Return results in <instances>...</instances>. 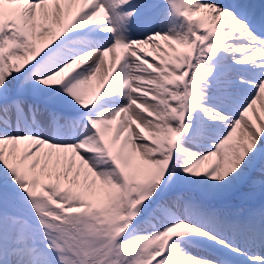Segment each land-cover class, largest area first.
<instances>
[{
    "label": "bare ground",
    "instance_id": "6f19581e",
    "mask_svg": "<svg viewBox=\"0 0 264 264\" xmlns=\"http://www.w3.org/2000/svg\"><path fill=\"white\" fill-rule=\"evenodd\" d=\"M81 1L84 2L85 0H34V1L27 0L23 2L15 0L12 4L10 3L9 0H0V13H1V9L5 5L8 4L7 10L10 11V14H14L19 20L23 22L26 33L32 39V42L26 43L24 41V42L19 43L22 46V49L20 50V52L23 56V61L21 62L18 59L19 64L16 63V65L13 67H20V71H21L26 66H28L39 55V53L42 52L48 46V44L53 39L55 34L60 30L62 26L61 17H60L62 11L65 12L64 14L66 18H70L71 15L76 11V9H78L79 3ZM177 1L178 0H165L166 2L165 5L157 9L156 10L157 15H154V13L147 14L144 11L146 9L156 7V3L158 2L157 0H138V1L137 0H103L107 11L110 13L111 23L115 25L117 29L116 41L118 39V36H122L121 34H124L125 32L122 26L119 24V22L122 20H123L122 24L127 26V28L130 31H133V33L136 35L135 37H137V34L143 31H146V33L147 31L156 32L158 29H160L161 31L170 30L171 33L175 35L179 34L180 30H183V25L178 18L172 16L171 15L172 13L170 14L172 6L176 5ZM199 1L200 3L204 4L203 6H201L202 8L201 11L193 7L191 10V11L196 10L198 12V16L196 19L197 23H194L195 21L192 22L194 29H197L198 26L203 25V24H208L209 25L208 28L215 27V26L217 28L220 27L221 28L220 33L218 34L219 37L216 39L211 38L210 42L215 43L217 42V40H219L220 42H223L224 49L223 50L221 49L220 53H222L223 56L229 58L231 53L230 52L226 53L224 50H228L229 43L231 41L234 42L235 38L232 33L228 32V30H225L226 19L221 16V10L219 9L218 10L220 11V13L219 12L217 13L218 18H216V15H215V18L218 20L215 22V26L213 25L212 20L214 19V15L212 14V10L209 9V7H207V4L210 3L212 7H217V8H220V6L222 8L227 7L228 9L235 12L237 16L238 15L240 16L242 14V11L238 7V5H236L237 0H199ZM189 2L190 0H186L187 4ZM72 7H74V10L69 12V10H71ZM96 11L97 9L95 8L94 0H92L89 6L85 10H83V12L79 15V17L73 21V23L76 25V24L81 23L79 22V20L85 21L87 19H90L93 13ZM99 11L101 12L100 14L101 16H99L98 14L94 16L95 18H99L103 16L101 8H99ZM32 14L34 15V17L32 16ZM244 18L249 24L247 28L249 29L252 28L253 32L251 34L254 33V35L249 36L248 44L251 43L253 39L259 38L255 36V34L263 38L264 37L263 25L258 20H254V19L246 18V17ZM90 21H92V19ZM34 23H36L37 25L33 27ZM83 26L84 25L80 27H83ZM241 26L243 28L245 27V24H242ZM106 29L108 30L109 26H106ZM173 34H170V35H173ZM120 39H124V38H120ZM128 39H130V37ZM184 39L187 41V35H184ZM74 40L75 41L74 42L72 41V43L80 44L78 49H66L65 51H61V56L59 58L51 59L52 62L49 63V65L43 70H47L48 72L51 73L59 67L61 68L68 67L71 63H74L73 61H76L75 62L76 64H78L80 61H84V62L78 69H76L73 72L75 74L72 76L71 85H69V88L64 92H62L61 90H59L58 92L55 91L54 93L50 94L48 100H58L59 95H63V96H66L69 100H71L72 104L75 103L74 108L79 107L80 105L84 103V100L87 98L89 94L88 92L90 91L92 94L96 90V88L103 82L106 76V73L110 69H112V67H114V65L117 62H118V65L115 68V71L112 73L110 80H109V83L112 82V84L114 80H116L117 77H125V78L130 79L133 82H136L137 76L136 74H132L130 69H133L132 72L134 73L135 71H137L138 73L141 72V74L147 71L146 68L143 67V65L139 63L137 57H133L132 54H130L132 52H135L136 54H138L144 51V49H142V47L136 42L130 41L128 46L126 45L127 47H129L128 50H127V47L121 46L120 48H118L115 46L114 43H113L114 45L107 43L106 49L102 50V52L100 53L97 47H93L95 46L94 45L95 43H93V41H85V39L80 38V37H76ZM12 41L13 43H15L14 38H12L11 40H8L7 43L10 45L12 44ZM101 41H108V40L103 39ZM124 43L126 44L127 42H124ZM38 44H39V47L37 46ZM0 45H3V41L2 42L0 41ZM30 46L33 47V51L31 53L29 49ZM77 50H84V51L86 50L87 55H84V54L81 55L80 56L81 59L79 57H74L73 53L76 52ZM123 51H127V53ZM164 53L170 54L171 52L166 49ZM10 55H12V57L14 58L17 57V53H15V51L13 54H10ZM104 56L107 58V61L104 59ZM77 59H80V60H77ZM196 59H197V63L194 66L195 68L207 66V65L202 64L201 59H199L198 57H196ZM194 60L195 59H193V61ZM62 63H64L63 66H61ZM75 63L74 65H76ZM128 63H129V66H128ZM40 64L42 63H39L38 65ZM261 64H262V68L264 69V62H262ZM219 65H221V62H217L216 66H219ZM35 66H34V69L36 68ZM128 67L130 69H128ZM165 67L166 65H163V68H162L163 73L157 72V73H153L151 76V80L154 79L157 83L152 85L150 90H152L151 92L156 95L163 94V96H166L164 90H162L161 83L165 84L166 80H168L169 79L168 77L171 75H168L166 72H164ZM34 69L31 71L32 73L31 76H34L33 75ZM67 69L68 68H66L65 70ZM11 70L12 69L10 68V71ZM172 71L173 70L171 69L170 72ZM190 76L191 75L188 74V80ZM27 77H28V74L26 78ZM258 81L260 82V85H258V87H260V92L257 90L258 92L254 95V97H252L250 101L246 102L247 104V110L245 112L246 115H243V117L241 116L238 117L237 120L233 122V124L232 122L229 124V122L232 119V117H230L229 121H223V122L218 123L217 127L213 131L215 132L214 136L218 138L219 140L218 141L219 144L218 146H216L217 150L215 153H213V156L215 160H220L219 161L220 164H218V166L214 169V172L212 173V178L216 183H215V188H213V192H210V196H215L218 199H222V201L223 199H225V196L229 195L231 192V189H230L231 187L229 185L233 179V176L236 177L235 174H238L241 170L244 169V167H246L245 163L247 160L252 162V160L249 157V154L252 153L253 155L255 153L256 147H257L256 148L257 151L264 149V136L262 137V131H264V116L262 115L264 114L263 113L264 103H262L264 102L263 101L264 100V79H258ZM200 82L193 84V85L186 82V87H189L190 90L196 91V90H200L204 88V86H206L205 83H209L212 81L203 79ZM37 83L39 84V86H37L38 84L35 85L34 82H31V86H34L36 88L30 87L26 84L24 85V83H19V86H18L15 83V81L12 80V77L10 74H3L0 72V101L13 96L14 95L13 92H15L19 87H21L19 91L23 90L26 92H32L34 97H36L37 96L36 93L41 91V89L43 90L42 93L46 91L45 89L47 87L45 88L43 86H47L49 82H46L44 80L43 82L37 80ZM118 85H121V83H118ZM52 86L53 85L51 84V87ZM153 86H155L156 88H154ZM129 93L130 92L126 90L124 93H121L118 95V99L120 102L119 105L122 106L121 108L122 119L119 122L120 126L118 125L120 130L129 128L127 120H126L127 119L126 116L134 113V111L127 104V98H128L127 96ZM259 95L262 98V100L259 99ZM65 99L64 100L62 99V101H59V102L63 106L68 107V104L66 102L67 99L66 100ZM140 99L143 102L152 103V107L155 109V112L161 117H164L165 119L164 123L165 121H167L169 124L174 123V120H175L174 111H168L166 106L155 104L153 100L151 99H148V98L144 99L142 97H140ZM16 100H17L16 102L19 105L18 110L21 113L25 112L26 107L34 106L35 111L39 114L38 120L44 121V122L47 121L48 114H47L45 107L41 105H35L33 102L21 99L19 96L16 98ZM0 109L9 110L10 103L9 102L4 103V104L0 103ZM10 112L12 113V111ZM103 112L105 115H108V116L110 115V113L113 114V112H111V110L108 108H104ZM255 113L258 116H260L259 118L260 121L258 120V122L260 124L261 129L260 130L255 129L254 131L252 128L254 127V125L252 122L251 123L249 122L250 120L249 117L250 116L252 117ZM104 117L105 116L101 118L104 119ZM143 121L144 122L142 125V131L144 130L143 127H145L146 129H148L149 133L152 134L153 139L156 142H158V144L162 143L160 141L162 140L164 136L163 132L165 131V130L163 131V123H160L154 120H149L145 116L143 117ZM92 125L94 124L92 123ZM8 126L10 127L9 124ZM99 126L100 124L97 127ZM79 128H80L79 131L74 130L73 131L74 133H70V135H72L73 136L72 138L76 139L80 144L78 145L74 144L69 147H66V146L64 147L60 144L61 142L64 143L65 141L69 142L72 139L69 136H67L66 138H63L64 140L61 142H52L50 147L46 148L42 144H38L36 143V141L31 140L30 139L31 136H28L26 134L25 135L26 138L24 139L26 143L21 147V145H19V142L14 138V134H13V137L7 138L6 137L7 135L4 132H0V135H3V137H0V177L5 178L6 179L5 182L8 185L15 186L16 188L26 187V189L31 190L33 192L36 190H40V192L41 191L45 192L47 195L51 196L52 198H55V197L59 199L62 198V200H64V202L67 204L69 203L71 204V202H74L72 204L80 206L81 209L88 210L89 207L90 209L100 208L102 204L99 201V196L97 197V194L96 193L94 194V188L97 187V183L100 182V190L103 194L102 196H105L109 201H111L113 197L118 193L119 188H122V184L120 182L122 179L121 180L119 179L118 177L119 175H117L118 173L117 168L114 166V164H112V162L107 159L105 161L104 154L100 150L98 141L96 137L94 136L93 131L91 130V126L89 125L88 120H84L83 118V121L81 122ZM105 128H108V126L106 125ZM104 130H107V129H104ZM44 132L42 133L44 134ZM221 133L224 134L222 138L220 139H221V143L225 144V149L224 148L221 149L219 147L220 145L219 136H221ZM47 136H48L47 139H52V134L47 135ZM124 136L123 134L121 135L118 134V137H116L118 139L117 143L119 141L121 142V145L118 148H120V153H123L122 156L125 159H127L126 158L127 156H133L135 158L134 162L136 163L138 162L141 166H143V168L149 167L151 171L153 172L158 171L160 166H163L164 164V167L161 169V172L159 173L161 174V178H163L165 176V173L168 172L169 170L168 164L170 162L171 152H172V150H170L169 143H167L166 145V150L169 153L167 151L161 152L159 151L158 148L154 147V145L156 144L143 143L138 140V136H135V135L130 136L132 137V139L124 138ZM121 137L124 139H122ZM56 139L61 140V137L57 136ZM168 140L170 141L169 137H168ZM107 141L108 139L106 140V142ZM181 143H182V139H179L177 140L175 144L176 146L178 145L177 147H180ZM183 143L185 146L184 154H182V150L180 148H177L176 149L177 153L175 157L172 159L171 165L173 166V164L176 163L177 161L189 160L190 163L193 162L192 168L189 169L190 170L189 175L190 176H192L193 174L196 175L197 173L204 170V168L207 166V163L211 160V157L210 158L206 157V158H203L202 160H197L194 155L197 148L193 146L191 142L188 141V139L186 140L183 139ZM2 144L4 146H1ZM76 147H77V150L78 148H80L84 151L81 154L77 151L72 154L71 150ZM207 154L208 156L211 155L209 153ZM116 157L114 159H116ZM242 160H244V164L242 163ZM120 161H121L120 159L119 161L116 160L117 167H119ZM124 162L125 161H123V163ZM262 162L264 164V156L260 160L257 167H263L261 165ZM250 164L248 168L250 167ZM248 168H245V170L247 171ZM260 179H261V173L257 169L254 171L251 178H249L248 180L249 182L247 181L248 184H246L245 187H242L239 191H236V192L233 191L232 198L235 197L238 193L244 195V194H248L252 192L250 188H252L256 183L259 185ZM192 185H193L192 182L186 185L179 184L177 188V190L179 191L178 194L174 195V192H173L164 198L162 197L163 199L160 198V200L158 199V201L155 200L153 202L155 203L153 209L151 208L152 205L143 209V213L138 218L135 219L138 222L137 226L146 225L147 220H143L142 216H145L147 213L151 214L152 211L156 212V209L159 207L160 203H164L165 205V201H166L167 213L163 215V217H161L160 219L161 220L172 219L173 217H178V216H181L187 219L189 218L188 220L191 223L201 226L202 229H205L207 231V233H211V234H208V237H206V239L204 240V241H207L205 242L207 246H213L217 250H221L222 248L223 250H227L228 253H233V254L242 253L241 251L250 252L251 251L250 248H254L257 246L253 240H247V243L243 244L242 240H240L236 234L235 230H237L238 232L237 228H235V230L233 229L232 234L229 235L227 231L225 230L226 225H224L223 222L219 221L218 217L216 219V217L214 218L213 216L210 219L209 218L207 219L205 218L204 215H201L200 211H203L202 206L197 205V204H193L192 206L188 201L189 198L187 199V196H186V190L189 189V187ZM65 196H66V199H65ZM154 197L155 199L158 198L156 193L154 194ZM150 199L151 197H148V200ZM8 203L13 205L14 201H8ZM24 210H25L24 212L27 213V216H26L27 219L28 217L34 215L32 212H29L26 209ZM195 213H198L197 216L201 215V217L200 216L197 217ZM34 217L37 218L35 215ZM39 222L42 223L41 221ZM22 223L23 222L19 218H17V216H13V217L12 216L8 217V215L0 216V226H8L10 229L13 227V229L16 230V228L20 227ZM231 227L234 228V225H231ZM53 228H55L56 231H58L64 239L73 241L78 246L80 245L79 240L75 236H72L70 232L67 231L65 228L61 226H57L56 224L53 226ZM184 229H185V226L182 224H178L177 222L166 225V231L171 232L172 236L174 237H179V235L176 234L177 231L182 232ZM200 232L199 231L196 232V235L199 236ZM217 235L221 236L224 240H227L228 243H223L222 238L218 237ZM246 238L248 239L247 236ZM179 243H180L179 241H176L174 238H172L171 240L172 246L177 247ZM180 246H182L181 250H183L184 252L182 256L185 259L184 261L185 263L187 264H216L215 262L211 261L210 259H207V257H204L202 254H200L199 251L201 250L199 248L189 246L184 243L180 244ZM180 246L178 247L179 249H180ZM24 247H27V245H24ZM27 252L30 254V257L31 256L33 257V260L36 263L39 264V262H43L42 252L36 251L35 249H32V248L30 249V247L26 250L25 253ZM202 252H205V251L202 250ZM18 254H24V253L23 252L21 253V251L19 252L15 251L13 254L14 258L12 259V262H9L10 264H17L16 257H18L17 256ZM247 254L248 253H246V255ZM217 258L221 260L219 257ZM222 264H230V263L222 261Z\"/></svg>",
    "mask_w": 264,
    "mask_h": 264
},
{
    "label": "rangeland",
    "instance_id": "374dc122",
    "mask_svg": "<svg viewBox=\"0 0 264 264\" xmlns=\"http://www.w3.org/2000/svg\"><path fill=\"white\" fill-rule=\"evenodd\" d=\"M29 1H34V0H29ZM20 2H22V1H20ZM209 5L211 6L210 3L208 4V6ZM176 8L174 7L172 9V14H171L172 16H177V10L179 8H182V6L179 5ZM195 9H199L201 11L202 8L200 7V8H195ZM210 9L212 10V14L214 15V19H215V15L218 16L217 13L218 12L220 13L219 10L224 11L226 9V7H223L222 8L220 6V8H217V7H212L211 6ZM214 9H216V10H214ZM72 10H74V7H72V9L69 10V12L72 11ZM228 11H231V10H228ZM189 13H190V11H188L186 13V16L187 17H189ZM32 16L34 17L33 14H32ZM214 19L212 20V22H213V25L215 26V22L218 19H215V21H214ZM233 21H234V19H233ZM235 21H237V20H235ZM82 22H84V21H81V23H79V24H83ZM122 22H123V20L120 21L119 24L122 26V28H123V30L125 32H124V34H121L123 37L122 36H118L117 41L115 40L116 42L115 41L113 42L115 44V46L118 47V48H120L121 46L122 47H127L128 44H129V42L132 41V39H135V38H137L139 36L138 37L139 42L137 44H139L142 47V49H144V51H145V52L142 51L143 54L142 53L136 54L135 52H132L130 54H132L133 57H138L137 59H138L139 63L142 64L143 67H145L147 71L145 73H142V74H141V72L138 73L137 71H135V73H134V72H132L133 69H130L128 67V69L131 70V73L132 74H136L137 81L136 82H133L130 79H129V81L127 80L126 81V85L127 86L125 85L126 87H124L123 91H121V93H124L126 90H128V92H130L128 94V96H127L128 97L127 98V104L134 111V113L133 114H129V115L126 116L127 117L126 120H127V123H128L129 128L120 130V128H119L120 124L115 125L114 124V121L115 120L117 122H120L121 121V119H122V112H121L122 106L119 105V103H120L119 100L118 101L114 100V101L107 102V103L104 102L105 104L102 103V106H101V107L110 109L111 112H113V114L110 113L109 116L108 115H104V112H102L99 109V111L97 112L98 114H96V117H94L92 119V121H91V124L92 123L94 124L93 125L94 128L95 129H98L99 133H101L100 134L101 135V138H106L103 141V143L100 145V147L102 146L101 147L102 150L104 152H106L108 155H110L112 153V151H113V153H112V156L113 157L115 156V154L117 152V155L122 158L121 163H120L121 167H124V166L127 167V174L125 172H122L123 173V174H121L122 176H120V177L118 176L120 180L121 179L123 180V181L122 180L120 181V182H123L122 188H119L118 193L113 197V199L111 201H109L105 196H102L103 194H102V192L100 190V182L97 183V187L94 188V194L96 193L97 194V197L99 196V201L101 202L102 205L98 209L97 208L90 209V207H89L88 210L81 209L80 206H77V205L72 204L74 202H71V204L70 203L67 204V203L64 202V200H62V198L61 199L56 198V197L55 198H52L51 196L47 195L45 192H42V191L40 192V190H36V191L33 192L31 190L26 189V187H21V188L20 187H17L16 188L15 186L8 185L5 182L6 179L5 178H1V177H0V191L1 192H4V193L6 192L10 197L13 194L19 192L20 193L19 194V198L22 200V202H26V203H21L22 207L28 208V211L29 212H32L31 210H33L35 215H37L40 219L44 220L47 223H50V222H48L42 216V214L40 212L44 208H55L56 209V206H61L66 211L72 212L73 215H69L68 218H72V219H74L75 222L78 223V225H75L74 226V229H79V233H78L79 235H78V237L81 239V242L83 243V245L86 246V248L88 249V254H91V258L95 255V252L94 251L91 253V247L95 248L97 246H100V247H102V249L104 251H106L111 246L113 249H112V251L109 254H113L115 256L114 257L115 258V264H148L149 260H151L152 258L154 259V255L153 254L147 255V254H145V252L139 251L140 250L141 242L145 240V242L143 244H144L145 247H148V248H150L151 246H154L155 247L157 244L161 245L162 244V241L165 239L166 234L164 232L161 233V234H159L158 232L160 231L161 226L164 225V224H166L164 222H166V221L169 220V222H171V221L172 222L171 223H168L167 222V224H172V223H175V222H177L178 224H181L178 221H179L180 218H183V217L178 216V217H173L172 219H165V220L163 219V220H158V221L152 222L153 225L150 226L151 227V231L158 233V234L157 233H154L155 236L157 237V238H154V241H153V242H155L154 244H152L151 236H149V234L146 235L145 233H140L142 235V237L140 238V240L137 241L135 239V235H136L135 233L137 231H139L141 227H144L145 226V225L144 226H137V223L138 222L135 219L138 218L143 213V209L151 206L152 205L151 203H153L155 200L156 201H158V199L160 200V198H156L155 199L153 192H154V183L156 185V179L160 176L159 173L161 172L162 167H161V169L159 168V170L156 171L155 174H152L151 175L150 168L149 167L143 168V166H141L138 162L137 163L134 162L135 161L134 160L135 158L133 156H127L126 157L127 159H125L122 156L123 153H120V148H118L121 145V142H119L116 145L117 140H118L116 137H118V134H120V135L123 134V136L125 135L124 138L132 139V137H130V136H134L135 135V136H138V140L139 141H141L143 143H149L147 140L144 139V137L141 134V132H142V125H143V122H144L143 121V117L145 116L149 120H154V121L163 123V131L164 130L165 131L163 132V135L164 136L162 135L163 136L162 141L164 142L165 138L167 137L168 128H170L169 127L170 126L169 123L167 121H165V123H164V120H165L164 117H161L160 115H158L155 112V109L152 107V103H150V102H143V101H141L140 97H142L144 99L147 98V96H145V93H142V91H145V89H146V86H145V83H144V78L145 79L146 78L151 79V76L153 74V73H151L149 71V69H148L147 66H150V64H151V65H155V67H158V68L160 67V71L159 72L163 73L162 68H163V65H165V64H162V66H160L161 63H159V64H158V62L156 63V60L162 61V57H158V56H160L161 54H164V52L166 51V49L167 50H170L171 49V43H170V41H168V37L180 38V39H182V41H184V42L186 41L184 39V35H186V31H185L186 26L183 23V30L184 31L183 30H180V33L177 34V35L171 33L170 30L161 31L160 29H158L159 31L157 30L156 32L147 31V33H146V31H143V32L137 34V37H135L136 35L133 33V31H130L127 28V26H125L124 24H122ZM194 23H197V20ZM34 24H33V27L37 25L36 23H34ZM245 27H247V26H245ZM247 29H249V28H247ZM127 30H128V32H127ZM187 30H188V28H187ZM225 30H227V29L225 28ZM245 32H248V30H245ZM170 34H173V35H170ZM233 36H234V33H233ZM129 37H130V39H128ZM149 37H150V39H149ZM187 37H189V40L191 39V35L189 33V30L187 32ZM218 37H216V38H218ZM30 38L27 37L26 34L23 36V39L24 40H28ZM120 38H124V39H120ZM234 38H235L234 40H237V37L234 36ZM155 39H157V40H155ZM118 40H119V42H118ZM259 40L262 42V39H259ZM123 41L124 42H127V43L125 44ZM158 41H159V43H158ZM25 42L28 43L29 41H25ZM31 42H32V39H31ZM113 43H111V45H114ZM217 43H221V42L219 40H217V42H215V44H214V42H210V44H212V48ZM121 44H123V45H121ZM249 44L247 43L246 46H249ZM94 45L95 46H93V47H97V49H98V51L100 53L102 52V50H105L106 49V45H104L105 47L104 46H98L96 44H94ZM189 47H190V44L187 45V46H185V48H189ZM31 48L33 49V47H31ZM128 49H129V47H127V50ZM123 52L127 53V51H123ZM86 53H87L86 50L85 51L84 50H77L76 52L73 53L74 54L73 56L74 57H79L81 59L80 56L83 55V54L84 55H87ZM167 55L170 56V54H165L164 55V58ZM169 56L167 58H169ZM17 58L19 60L20 59L22 60L23 59V56L22 55H20V56L18 55ZM49 59H50V57H47V60L45 58L44 60H42V62H41L42 64L38 65L34 69V74H33L34 76H31L32 73H30V75L28 77V80L26 81V84L27 85L30 84L31 82H34L35 85H37L38 84L37 83V80L42 81V82L44 80L46 82H49L47 84V86H43L45 88L47 87L45 89V90H47V89H49V87L51 86V84H53L61 76V74L65 71L66 68H70L72 66V64H74L76 62V61H73L74 63H71L69 65L70 67L69 66L66 67V68L59 67L55 71H53V72L50 73L47 70H43L44 68H46L49 65V63L51 61ZM80 59H77V60H80ZM162 62L164 63V61H162ZM194 62H195V65H196V63H197V59L196 58H195ZM0 63H1V65L5 63L4 57L2 55H0ZM63 65H64V63L61 64V66H63ZM128 66H129V63H128ZM0 71H1V67H0ZM168 75H171V74H168ZM218 79L221 80V77L218 78ZM258 79H264V76L263 77H258ZM118 80H119V78H118ZM187 80H188V75H187V78L185 80V85L184 86H186V82H188ZM116 81H117V79H116ZM256 83L257 82H254V84H253L254 86H253V88H250V91L249 90H246L245 91L246 94H244V97H242V96L239 97V100H240L241 105L234 107V109L232 111L233 114L232 113L230 114V116L232 115L231 116L232 119L229 122V124L231 122L233 124V122L236 121L238 117H240V116L243 117V115H246L245 114V112L247 110V104H246V102L250 101V99L252 97H254V95L258 91L260 92V87H258V85H260V82H258L257 84ZM116 84L117 83L113 84L112 87L115 86ZM214 84L215 83H213V81L212 82H209V83H205V85H207V88H205V89H208L209 86L215 87ZM217 84H218V81H217ZM68 85H69V83H67V81H66V83H64L62 85V87H61L60 90H63ZM37 86H39V84ZM153 87L156 88L155 86H153ZM125 88H126V90H125ZM42 91L43 90L41 89V91H39L38 93L41 94ZM150 91H152V90H150ZM88 93L89 94H88L87 98L84 100V103L88 100V97L91 95V92L90 91ZM169 97H170L169 95L163 96V94L162 95H156V99L153 100V102L155 104H158V105L160 104L162 106H166V108H167L168 102L166 101V99H169ZM211 97H214L215 99H217L218 98L217 93L214 92ZM65 98L68 100V98L66 96H63V95L60 96L61 101H62V99L64 100ZM259 99L262 100V98L260 97V95H259ZM56 101H59V100H56ZM54 102L55 101H53L52 103H54ZM140 102L141 103L142 102L145 103L146 104V107L140 108L139 107ZM180 104H181V101H179V107L177 109V112H178V110L180 108ZM74 105H75V103L73 104V107H75ZM262 115L264 116V114H262ZM103 116H105L104 119L101 118ZM249 118H250L249 122L250 123L252 122L253 125H254V127H252L253 130L254 129L260 130L261 129L260 128V124L258 122V120L260 121V119H259L260 116H258L255 113L252 117L250 116ZM177 122L178 121H176L174 123L176 124ZM99 124H100V126L97 127ZM106 125L108 126V128H105ZM102 126H104V127H102ZM216 127H217V125H216ZM43 129L44 130L47 129L46 125L43 126ZM104 129H107V130H104ZM143 129H144L143 132H147V134H150L152 136V134L149 133L148 129H146L145 127H143ZM66 132H69V129H67ZM214 134H215V132L212 131L211 132V135L214 136ZM223 135L224 134L221 133V136H219V139L222 138ZM0 137H3V135H0ZM11 137H13V134H12ZM11 137H7V138H11ZM37 137H39V136H37ZM124 138H122V139H124ZM214 138L216 139V140L213 139L214 141H216L215 148L214 147L213 148L210 147V148H207L206 149V148H198V147H196L197 149H196V152L194 153V155H195V158L197 160H202L203 158H206V157H209L210 158L211 155L208 156L207 153L213 154V153L216 152V150H217L216 149V146H218V144H219L218 141L219 140L215 136H214ZM107 139H108V141L106 142ZM51 143L52 142H50V144ZM60 144L62 146H64V147L65 146L66 147H69L71 145H74V144L78 145L80 143L77 140H72V141L64 142V143L61 142ZM149 144H151V143H149ZM115 145H116V147H115ZM47 147H48V145H47ZM84 147H86V146H84ZM154 147L158 148L159 151L164 152L163 150H161L159 148L158 145H154ZM219 147L221 149H223V148L225 149V144H222L221 143V139H220V145H219ZM256 148H255V153L253 155H252V153L249 154V157H250L251 160H252V158L256 154V151H257ZM83 151L84 150H82L80 148H78V150H77V152H79L80 154ZM182 154H184V151H182ZM128 158H130V159H128ZM123 161H125V162L123 163ZM247 161H249V160H247ZM247 161H246V163H247ZM242 163L244 164V160H242ZM219 164H220V162H219ZM135 167H137V168H135ZM214 167H216V166H214ZM49 168H51V167H49ZM119 168H120V166H119ZM245 168L246 167H244L243 170H241L238 174H236L239 177L238 179H240V177L244 173ZM263 169H264V167H263ZM180 171H181V168L180 167L179 168H175L174 169V173L172 174L170 181H167L164 186L160 187L159 191L160 192H163V193H165V192L171 193L172 190L175 191V187L177 185H179V183L184 182L185 184H187L185 175L178 176L179 174H181ZM212 173H213V171H212ZM117 175H120V172L119 171H118ZM176 177H178L179 179L176 178ZM128 178H130V179H128ZM261 179L264 180V174H263V172H262ZM261 179L259 180L260 182H261ZM212 183H213L214 186L211 183L209 184V186H207L208 188L206 186H204V190L203 191L206 193V195H207V193L211 189L215 188V183L216 182L214 181ZM92 184H93V182H92ZM232 184H233V182L231 181L229 186L232 187ZM194 191L195 190H192V191L191 190L190 191L187 190L186 191L187 199L189 198L188 201H189V203L192 206H193V203L192 202H194L192 199H195L196 201H202V197L199 196L198 191H195V192ZM148 197H151V199L148 200ZM157 197H158V195H157ZM207 197H208V199L210 198L209 196H207ZM100 198H101V200H100ZM65 199H66V196H65ZM128 199H130V201H132L133 208L134 209H136L138 207H141V209H140L141 212L135 217L134 222H132V223H136V224H134V227H133V228H136V229H133V231H131L128 235H125V236H122V237H118V239L116 240V242L114 244V242H113L114 241V238L117 237L121 233V231H123L122 230L123 226L126 225V223H128V221H129V217L127 216V211H128L127 210V206H128V203H125V201L128 200ZM145 199L148 200V201H146ZM145 202L146 203L149 202L150 204H146L145 205ZM4 203H6V202H4ZM165 205L167 206L166 201H165ZM16 208H17L16 210L14 209L15 212H13V210L12 211L5 210L6 209V206L5 205H2L0 203V212L4 213L6 211L4 214H1L0 213V216H6V215H8V217L17 216L23 222L22 224H25V223L27 224L26 237L30 241H33L35 244H37L36 245V249H40L44 253V255H43L44 256L43 262H39V264H43L44 262H46L47 259L45 260V258H48V257L49 258L55 257L56 258V261L59 264H85L84 256H82L80 253H79L78 256L76 255L77 249L72 244V243H74L73 241H70V240H69L70 242L64 241L60 237L61 234L59 235L57 232H53V231H51L48 228L41 227L40 226L41 223L39 222L40 220L38 221L36 218H34V215L32 217H29V220H28L26 218L27 213L24 212V209H22L19 204L17 205ZM106 211H107V213H106ZM17 212H19V214ZM103 215H105V216H103ZM62 219H64V218H62ZM147 221H148V219H147ZM54 225L55 224L51 225V227L53 228ZM165 229H166V226H165ZM10 230L13 231V232H15V229H13V227ZM65 240H67V239H65ZM184 244H186V243H184ZM205 246L208 249L212 250V251L215 250L212 247L211 248L208 247L206 244H205ZM181 248H182V246H180V249L178 248V246L177 247L172 246L171 245V241H170V244L168 243V249H167V251L164 252V253H162L156 259H154V261L151 264H154V263L155 264H160V263L161 264H177V263L178 264H181V263L187 264V263L184 262L185 259L182 256L184 254V252H183V250H181ZM154 249L157 250V247L154 248ZM199 253L202 254L204 257H207V259H210L211 261L215 262L216 264H222L221 261H218L215 258H212L211 257L212 255H209L206 252H202V250L199 251ZM22 255L26 256V258H27V259L25 258L26 261H28L30 259L29 262H27L26 264H38L34 260H31L30 254H28V256H27L26 253H24V254H18L17 255L18 256V257H16L17 264H19L21 262ZM178 255H179V257H178ZM163 256H165V257H163ZM13 258L14 257L12 256V259ZM23 260H24V258H23ZM32 261H33V263H31ZM10 262H12V260ZM20 264H22V263H20Z\"/></svg>",
    "mask_w": 264,
    "mask_h": 264
},
{
    "label": "trees",
    "instance_id": "16d2710c",
    "mask_svg": "<svg viewBox=\"0 0 264 264\" xmlns=\"http://www.w3.org/2000/svg\"><path fill=\"white\" fill-rule=\"evenodd\" d=\"M57 213H54V216L56 215Z\"/></svg>",
    "mask_w": 264,
    "mask_h": 264
}]
</instances>
